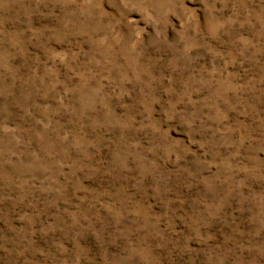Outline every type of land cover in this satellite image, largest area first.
<instances>
[{"label":"rangeland","instance_id":"rangeland-1","mask_svg":"<svg viewBox=\"0 0 264 264\" xmlns=\"http://www.w3.org/2000/svg\"><path fill=\"white\" fill-rule=\"evenodd\" d=\"M0 264H264V0H0Z\"/></svg>","mask_w":264,"mask_h":264}]
</instances>
